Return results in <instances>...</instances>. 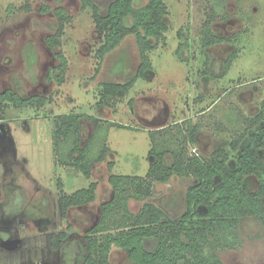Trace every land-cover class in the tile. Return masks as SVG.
Here are the masks:
<instances>
[{"label": "rangeland", "instance_id": "374dc122", "mask_svg": "<svg viewBox=\"0 0 264 264\" xmlns=\"http://www.w3.org/2000/svg\"><path fill=\"white\" fill-rule=\"evenodd\" d=\"M147 1L135 0V5ZM165 1L170 30L150 52L152 71L105 101L100 83L125 82L141 62L135 35H128L100 63L101 37L91 10L80 0H0V264H81L88 248L87 230L114 194L109 176H144L154 160L149 154L150 130L171 125L178 131L183 125L186 131L189 121L199 122L202 130L188 146L189 153L209 159L215 149L224 147L231 154L230 166L236 165L239 151L230 147L236 136L231 128L242 125L241 117L255 115L264 100V0ZM44 5L52 10L44 13ZM58 5L72 16L57 48L69 60L62 84L49 79L59 61L45 42L55 31ZM212 12L221 19L212 30L230 41L203 47V25ZM29 44L36 52L33 64L26 56ZM232 53L236 56L227 67ZM8 88L23 97L44 95L51 101L38 110L15 107L1 98ZM72 112L102 120L81 118L82 140L83 144L90 140V155H98L104 144L110 148L90 179L56 163L57 116ZM111 121L129 127L110 126ZM62 143L60 157L66 158L74 137ZM259 154L264 160V148ZM109 162L114 163L112 168ZM166 162H172L171 155H166ZM58 181L68 194L96 181V200L71 207L64 217ZM195 182L191 176L177 175L166 183L156 182L154 195L146 201L171 216L181 214L187 188ZM244 185L256 190L259 182L248 175ZM144 202L131 199L130 208L136 212ZM61 230L68 236L56 249L53 233ZM239 233L238 248L219 252L223 264H264V218L243 219ZM110 261L132 264L128 252L118 247H113Z\"/></svg>", "mask_w": 264, "mask_h": 264}, {"label": "trees", "instance_id": "16d2710c", "mask_svg": "<svg viewBox=\"0 0 264 264\" xmlns=\"http://www.w3.org/2000/svg\"><path fill=\"white\" fill-rule=\"evenodd\" d=\"M84 9H90L96 29L101 37L97 49L100 63L108 53L117 48L128 35H135L141 62L135 73L123 83L104 81L100 83L103 99L116 97L122 90L128 91L139 79L146 78L152 71L150 52L166 40L170 30L165 17L169 14L165 0H148L141 6L135 0H80ZM52 8L44 5L42 11ZM57 18L55 31L46 36L48 48L55 52L59 65L54 68L49 79L64 83L68 72L69 60L57 48L62 46L66 24L72 16L62 5L54 9ZM131 18V24L127 19ZM221 20L214 13L208 14L202 29L203 47L230 41L214 33L211 26ZM182 36V31H179ZM156 40L152 43L151 40ZM185 46V45H184ZM183 45L177 49L180 54ZM30 64L34 63L36 52L32 44L26 49ZM236 53L227 58V67ZM1 98L19 108L39 109L51 101L44 95L23 97L12 89H7ZM101 119L82 113L72 112L57 116L59 127L54 132L56 163L80 171L91 178L96 164L104 162L110 152L107 144L98 155H90V140L83 144L81 118ZM237 121V117L234 118ZM242 125L232 130L235 137L230 142L236 155V165L229 164L231 154L228 149H215L209 159L189 153V145L196 142L202 130L199 122L183 125L178 131L168 127L150 130L153 146L150 156L154 158L147 173L142 175H117L112 173L109 182L113 187L112 199L101 206L98 221L87 230L88 248L81 264H111L113 247L124 249L132 264H223L219 252L224 249L238 248L241 243L239 226L249 217L264 218V160L259 151L264 148V100L259 111L252 116L241 117ZM239 120V119H238ZM240 122V123H241ZM110 126L128 128V125L109 122ZM185 131V133H183ZM74 137V143L66 158L60 157L62 141ZM61 144V145H60ZM166 155L172 162H166ZM113 162H109L112 168ZM191 176L196 182L186 191L185 208L181 214L171 216L158 205L146 201L154 195V184L166 183L173 176ZM254 175L259 186L248 190L244 185L245 177ZM98 183L91 181L68 194L58 181L62 215L67 216L71 207H78L96 200ZM145 201L136 212L130 208L129 201ZM67 231L53 233V247L59 249L67 239Z\"/></svg>", "mask_w": 264, "mask_h": 264}, {"label": "flooded vegetation", "instance_id": "af4514ba", "mask_svg": "<svg viewBox=\"0 0 264 264\" xmlns=\"http://www.w3.org/2000/svg\"><path fill=\"white\" fill-rule=\"evenodd\" d=\"M212 13H213V12H212ZM214 14H215V13H214ZM215 15H216V14H215ZM217 16H218V15H217ZM219 21H220V20L213 22L212 25H213L214 23H216V22H219ZM214 33H215V32H214ZM215 34H216V33H215ZM216 35H218V34H216ZM218 36H220V35H218ZM221 37H227V36H221ZM227 38H229V37H227ZM222 43H223V42H222ZM219 44H220V43H219ZM8 89H11V88H8ZM6 90H7V89H6ZM6 90H5V91H6ZM12 90H13V89H12ZM5 91H3V92H5ZM14 91H15V90H14ZM3 92H2V93H3ZM2 93H1V94H2Z\"/></svg>", "mask_w": 264, "mask_h": 264}]
</instances>
